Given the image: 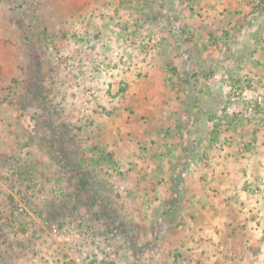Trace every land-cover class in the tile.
Instances as JSON below:
<instances>
[{
  "label": "rangeland",
  "instance_id": "1",
  "mask_svg": "<svg viewBox=\"0 0 264 264\" xmlns=\"http://www.w3.org/2000/svg\"><path fill=\"white\" fill-rule=\"evenodd\" d=\"M0 264H264V0H0Z\"/></svg>",
  "mask_w": 264,
  "mask_h": 264
}]
</instances>
